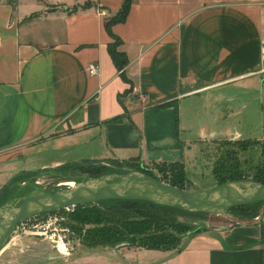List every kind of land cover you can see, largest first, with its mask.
<instances>
[{
    "label": "crops",
    "instance_id": "0c3cea01",
    "mask_svg": "<svg viewBox=\"0 0 264 264\" xmlns=\"http://www.w3.org/2000/svg\"><path fill=\"white\" fill-rule=\"evenodd\" d=\"M120 3L0 0V184L31 156L37 167L81 157L180 160L177 108L205 95L230 106L234 82L262 70L264 0H131L110 24L127 58L123 78L103 26ZM235 221L187 232L176 248L120 250L131 264H264V216Z\"/></svg>",
    "mask_w": 264,
    "mask_h": 264
},
{
    "label": "rangeland",
    "instance_id": "374dc122",
    "mask_svg": "<svg viewBox=\"0 0 264 264\" xmlns=\"http://www.w3.org/2000/svg\"><path fill=\"white\" fill-rule=\"evenodd\" d=\"M262 50L264 51V36L261 39V54ZM260 67L262 70L255 75L234 82L235 88L238 89L233 91L235 96L230 106H228L229 102L226 105L222 102L221 95L215 98L205 95L204 100L199 104L194 98L188 97L184 101V106L177 108V114L182 115L180 135L186 138L179 157L185 173L182 180L184 188L195 189L210 185L216 180L213 171L227 168L232 171L231 174L225 172L217 176L264 181V144L261 143L264 141V56ZM200 127L204 128V135L199 134ZM239 143L244 147H239L237 145ZM38 161L39 157H29L25 162L27 169L15 172L6 178L5 182L0 184L2 194L6 189L3 187L10 184V179L18 173L21 176L11 180L12 191L20 192V186L32 189L35 185H40L48 191H55L67 187L63 182L81 178L78 173L80 170L98 173V167L101 171H111L118 165L112 157H81L44 167L33 166ZM67 163L81 164V166L72 172L67 169L64 174L55 172L54 168ZM147 168L165 182L173 179L172 170L169 168L154 165H147ZM23 171L27 174H23ZM36 171L39 173L34 175ZM9 192L10 188L7 187L5 194ZM107 203L104 205L107 206ZM93 204L98 207L101 205L95 201ZM104 205L102 204L103 208ZM72 209L73 206L61 207L19 221L0 250V264H131L130 261L128 262V259H131L130 255L122 253L120 248L142 246L136 242L116 244L113 240L102 244L96 240L97 238H93L92 243V236H87L86 229L96 226V223L89 222L88 219L81 223L74 221L70 213ZM231 211L233 214L237 212ZM153 212L160 216L165 209L155 207ZM169 215L189 229L196 224H228L233 222L234 218L253 219L246 216L235 217L230 213L198 214L176 209L169 212ZM73 223L79 225L81 230L76 231L72 228ZM157 224L156 227L150 226L146 230H163L169 227L167 221L164 224L158 221Z\"/></svg>",
    "mask_w": 264,
    "mask_h": 264
},
{
    "label": "trees",
    "instance_id": "16d2710c",
    "mask_svg": "<svg viewBox=\"0 0 264 264\" xmlns=\"http://www.w3.org/2000/svg\"><path fill=\"white\" fill-rule=\"evenodd\" d=\"M9 1L12 4L15 2V0L14 1L9 0ZM130 1L131 0H121L118 9L108 17H105L103 20V26L107 31V33L109 34V36L111 37V41L107 42L106 45L107 52L112 62L114 63L115 67L117 68L118 72L121 75H122V68L126 64L127 58L122 50L117 49V45L118 43H120V38L116 34L111 32L110 24L115 21L124 19ZM85 3L86 2H84L83 4ZM78 6L79 5L76 4L73 6V8H76ZM83 45L84 44H79L77 47H81ZM126 89L127 88H124L123 91H125ZM261 143L264 144V141ZM237 145H239V147L241 148L244 147V145H241V143ZM113 161L117 162L118 165L115 167V169L111 171L110 170L101 171V169L98 167V173L97 172L87 173L82 170L78 171V173L82 177V175L94 176L105 172H123L128 170H139L159 178L157 175H155L152 171H150L147 168V165L138 162L137 159L135 158H126V159L113 158ZM80 166L81 164L67 163L64 165H60L57 168H54V170L56 173L64 174L65 170L69 169L71 172L76 171L77 169H79L78 167ZM154 166L166 167L169 168V170H172L173 179L171 181H168V183L180 188H184L182 185V180H184L185 173H184L182 161L174 160L170 162H160V163H155ZM222 170L223 169L217 170L216 172L213 171V175L216 177L215 182H223L225 180L238 179V177L235 176L232 177L217 176L220 173H225V172H228L229 174L232 173V171H229L228 168L226 170L223 171ZM22 173L27 174V172L25 171H23ZM37 173H39V171H36L34 175H36ZM20 176L21 174L18 173L15 177L10 179L9 182L10 184L3 187V189L6 188L5 189L6 191L4 190L3 194L2 191H0V199L4 197L3 200L0 201V205L13 198L20 197L21 195L25 194L31 189L28 187L20 186L21 188L20 192H16L17 190H13V191L11 190L12 188L11 180H16ZM252 181L259 182L257 180H252ZM261 182L264 183V181ZM7 187L10 188L9 194H5V192H7ZM16 188L18 189L19 187ZM0 190H2V188ZM93 202L73 205V209L70 212L71 216L73 217V220L76 222L81 223L82 221L88 219L89 222L93 221L96 223V226L89 227L88 229H86L87 236H92V243L94 241L93 238L95 239L97 238L96 240L98 242L100 241V243L102 244L111 242V240H113L115 241L116 244H126L130 242H136V244L145 248H156V249L176 248L179 244L180 237L183 234L187 232L191 233L198 231L205 226L204 224H196L194 227L189 229L183 227L182 224H179L175 219H173L169 215V212H171L174 209L184 212L198 213V214H203L205 212L187 210L178 205L160 204L141 198L99 199L95 201V203L101 204L99 207L95 206ZM263 202H264L263 200H255L244 204L233 205L228 208V213H230L235 217L246 216L248 218L250 217L253 218L255 215H258L259 213L260 215L264 216V206H262ZM104 203L108 204L107 205L108 208L107 206L104 205ZM102 204L104 205V208L102 207ZM155 207L163 208L165 209V212L159 216V214L153 212V209ZM231 210H236L237 212L233 214ZM158 221L163 222V224L165 221L169 222V227L163 230H152V231L146 230L150 226L156 227L158 225L157 224ZM71 227L74 228L76 231L81 230L79 225H77L76 223L71 224Z\"/></svg>",
    "mask_w": 264,
    "mask_h": 264
},
{
    "label": "water",
    "instance_id": "95a60500",
    "mask_svg": "<svg viewBox=\"0 0 264 264\" xmlns=\"http://www.w3.org/2000/svg\"><path fill=\"white\" fill-rule=\"evenodd\" d=\"M106 198H141L160 204L178 205L187 210L224 215L228 214V208L233 205L264 201V183L232 179L189 189L177 187L139 170H128L94 176L82 175L71 186L55 191L35 185L20 197L0 205V249L23 219L61 207ZM240 221L236 219L235 223Z\"/></svg>",
    "mask_w": 264,
    "mask_h": 264
},
{
    "label": "built area",
    "instance_id": "2783aa9c",
    "mask_svg": "<svg viewBox=\"0 0 264 264\" xmlns=\"http://www.w3.org/2000/svg\"><path fill=\"white\" fill-rule=\"evenodd\" d=\"M99 12L101 14H104L105 13V11L103 9H100ZM262 56H264V51L263 50H262ZM97 70H98V64H97V62L92 61V62H90L88 64V71H89V73L95 74L97 72ZM233 136H235V135L233 134ZM253 218H257V215H255Z\"/></svg>",
    "mask_w": 264,
    "mask_h": 264
},
{
    "label": "bare ground",
    "instance_id": "6f19581e",
    "mask_svg": "<svg viewBox=\"0 0 264 264\" xmlns=\"http://www.w3.org/2000/svg\"><path fill=\"white\" fill-rule=\"evenodd\" d=\"M65 183L67 186H71L72 184H74V180H70V181H66V182H63ZM4 247V245L1 247V249ZM0 249V250H1Z\"/></svg>",
    "mask_w": 264,
    "mask_h": 264
},
{
    "label": "flooded vegetation",
    "instance_id": "af4514ba",
    "mask_svg": "<svg viewBox=\"0 0 264 264\" xmlns=\"http://www.w3.org/2000/svg\"><path fill=\"white\" fill-rule=\"evenodd\" d=\"M233 136V135H232ZM234 137V136H233Z\"/></svg>",
    "mask_w": 264,
    "mask_h": 264
}]
</instances>
